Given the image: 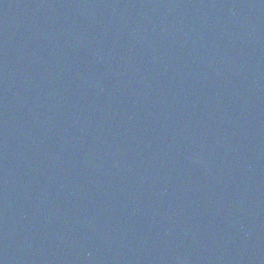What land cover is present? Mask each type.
Wrapping results in <instances>:
<instances>
[{
  "label": "water",
  "instance_id": "95a60500",
  "mask_svg": "<svg viewBox=\"0 0 264 264\" xmlns=\"http://www.w3.org/2000/svg\"><path fill=\"white\" fill-rule=\"evenodd\" d=\"M0 264H264V0H0Z\"/></svg>",
  "mask_w": 264,
  "mask_h": 264
}]
</instances>
